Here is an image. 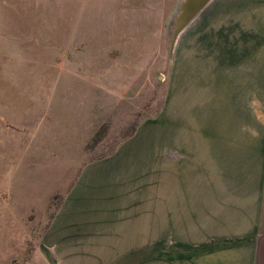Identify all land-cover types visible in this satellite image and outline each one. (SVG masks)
<instances>
[{
    "label": "rangeland",
    "instance_id": "374dc122",
    "mask_svg": "<svg viewBox=\"0 0 264 264\" xmlns=\"http://www.w3.org/2000/svg\"><path fill=\"white\" fill-rule=\"evenodd\" d=\"M210 1L170 46L179 0H0V264H195L212 220L185 202V147L229 106L264 136L263 82L185 65L214 57Z\"/></svg>",
    "mask_w": 264,
    "mask_h": 264
},
{
    "label": "crops",
    "instance_id": "0c3cea01",
    "mask_svg": "<svg viewBox=\"0 0 264 264\" xmlns=\"http://www.w3.org/2000/svg\"><path fill=\"white\" fill-rule=\"evenodd\" d=\"M211 1L214 8H228L220 7L214 20V57L198 52L185 57V65L193 76L210 66L206 79L219 89L253 96L254 82L264 83V0ZM203 10L185 29L219 9ZM196 46L203 49L200 42ZM254 114L252 105L219 110L197 148L185 147V202L196 203L188 208L208 211L212 220L198 234L195 264H264V136L255 137ZM259 124L263 131L264 122Z\"/></svg>",
    "mask_w": 264,
    "mask_h": 264
},
{
    "label": "water",
    "instance_id": "95a60500",
    "mask_svg": "<svg viewBox=\"0 0 264 264\" xmlns=\"http://www.w3.org/2000/svg\"><path fill=\"white\" fill-rule=\"evenodd\" d=\"M209 0H179L177 10L173 16L170 32V46L179 32L206 5Z\"/></svg>",
    "mask_w": 264,
    "mask_h": 264
}]
</instances>
